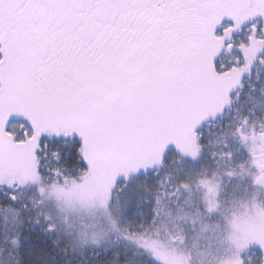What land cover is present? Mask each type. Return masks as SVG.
Returning <instances> with one entry per match:
<instances>
[{"label": "snow or ice", "instance_id": "obj_1", "mask_svg": "<svg viewBox=\"0 0 264 264\" xmlns=\"http://www.w3.org/2000/svg\"><path fill=\"white\" fill-rule=\"evenodd\" d=\"M0 264H264V0H0Z\"/></svg>", "mask_w": 264, "mask_h": 264}]
</instances>
